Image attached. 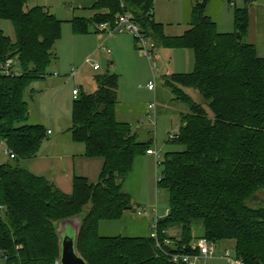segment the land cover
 Returning <instances> with one entry per match:
<instances>
[{
    "label": "trees",
    "instance_id": "1",
    "mask_svg": "<svg viewBox=\"0 0 264 264\" xmlns=\"http://www.w3.org/2000/svg\"><path fill=\"white\" fill-rule=\"evenodd\" d=\"M27 2L0 0V19L11 21L15 34L11 40L0 31V142L14 155L12 162L0 163V264H57L56 223L78 216L76 249L87 264H174L156 253L150 234L98 233L101 221L118 220L131 208L123 181L153 144L151 137L138 139L128 122L116 119V74L95 76V91H80L71 108V140L84 144L86 156L104 159L96 183L74 177L72 193L65 194L23 166L46 138L43 125L27 123L24 97L35 82L54 75L48 69L62 26L41 6L24 10ZM207 3L194 2L190 28L179 36L163 34L152 13L153 0H97L90 18L73 17L70 24L74 34H83L89 23L112 25L117 15L128 12L154 47L194 50L191 72L164 78L189 112L180 116L173 140L182 149L164 153L160 162L157 187L167 191L169 207L157 230L161 239L170 237L179 247L194 237L232 240L244 264H264V206L246 205L264 189V58L243 39L247 7L235 8L233 32L219 33L205 14ZM8 59L16 73L1 72ZM184 89L197 91L202 102ZM173 229H179V238L169 235Z\"/></svg>",
    "mask_w": 264,
    "mask_h": 264
},
{
    "label": "rangeland",
    "instance_id": "2",
    "mask_svg": "<svg viewBox=\"0 0 264 264\" xmlns=\"http://www.w3.org/2000/svg\"><path fill=\"white\" fill-rule=\"evenodd\" d=\"M195 1H153L154 19L163 25L165 36L184 34L189 28V8ZM42 2V0H29L24 10L30 9L35 3L41 5ZM57 17L62 19L61 35L54 45L53 52L56 58L48 72L56 71L63 79L49 77L33 84L36 90L42 89V92L34 94L36 96L33 101L29 93L24 97L29 113L27 123H37L42 120L46 125V121L50 119L69 118L74 101L71 95L74 85L81 86L82 91L87 94L93 93L96 89L93 81L95 76L106 73L116 74L118 76L116 119L128 122L138 139L146 140L148 137H154L156 142L154 146L158 151L164 147L166 150L158 153V160H155V157L152 159L144 157L143 166L139 163L140 158L135 160L131 172L122 184V189L132 197L131 208L127 209L118 220L101 221L98 233L101 236H148L151 232L147 224L148 217L146 214L137 215L136 210L144 206L148 213L156 206L158 217H165L169 207L168 193L165 189L157 187L156 177L162 176L163 166L160 162L164 159V153L182 149L173 141L175 138L170 139V136L178 132L180 116L189 112L188 106L175 99L169 87L163 84L164 78L165 75L173 73L191 72L194 68V50L191 47H160L155 51L153 42H149L146 51H152V55L148 58L144 49L136 44L133 35L129 32H117L109 37L106 33L97 31L94 24L89 23L86 33L74 34L71 24L65 20L69 18ZM0 31L11 40L15 39L11 21L0 19ZM119 44L121 47H118ZM107 52L110 54L107 55ZM88 58L90 61L86 62ZM92 63L97 64L99 69L93 70ZM72 69L79 71L74 79H69L68 74ZM154 78H156V88L151 91L147 88V83ZM60 80H65V83H61ZM58 81H60L59 85L50 86ZM187 92L194 101L202 102L197 91L189 89ZM151 103L155 104V114L148 108ZM139 125L141 127L138 129ZM6 162L12 160L0 149V163ZM246 205L253 208L264 206V189L256 192L246 201ZM80 217L56 223L58 235L61 238L65 235L76 238ZM199 232L198 227L193 230L195 236ZM169 235L179 238V229L170 230ZM225 248L231 250V256L234 255V241H221L216 243L214 255L207 260V264H228L222 258Z\"/></svg>",
    "mask_w": 264,
    "mask_h": 264
},
{
    "label": "crops",
    "instance_id": "3",
    "mask_svg": "<svg viewBox=\"0 0 264 264\" xmlns=\"http://www.w3.org/2000/svg\"><path fill=\"white\" fill-rule=\"evenodd\" d=\"M42 1L43 2L41 5L40 3H35L33 4L32 7L41 6L46 11L55 15L56 17L65 16L63 18H69V19H65L69 23L73 17L90 18L95 12L92 9V7L97 2V0H42ZM233 1H234V5H231L227 0H208L205 14L209 16L212 19V21L215 23L216 29L219 33H231L234 31V11L231 10L230 8L242 9L244 7H247L248 27L246 33L243 36V39L248 43L253 44L256 48V52L258 56L264 58V0H233ZM193 4L194 3H192L189 8V20H190V11ZM188 25H189V21H188ZM99 32H103V31H99ZM114 34L115 33L111 35L108 34L106 35L110 37ZM118 47H121V44H119ZM158 49L159 48L153 46V50L156 51ZM109 54L110 53H107V55ZM60 76L61 75L58 74L57 77L52 75L49 77H54L55 79L58 78L63 79L60 78ZM74 77L73 78L68 77V78L74 79ZM60 81L61 83H65V80H60ZM60 81L50 86L55 87L56 85L60 84ZM155 82H156V78H155ZM74 88H78L79 92L82 91L81 86L74 85L72 90ZM155 88H156V83H155ZM72 90H71V95H72ZM184 90L187 92V90L189 89H184ZM29 91H30L29 95L32 97L31 100L33 101L34 97L38 93L42 92V89L36 90V88L32 85ZM72 99H74L73 95H72ZM156 99H157V95H156ZM58 118H60V116H58ZM43 122L44 121L39 120L37 121V123H32V124H41L46 128V138L41 143V146L37 154L34 157L24 161L23 166L26 167L34 175L47 177L62 193L65 194L72 193L74 177H83L89 183H96L99 180V176L104 164V159L102 157L86 156L84 144L76 143L71 140L69 133V129L71 127V116L69 118H63V119L60 118L58 120H52V119L47 120L46 125ZM139 127L141 126L139 125L138 129ZM152 139H153V145L151 146V148L155 149L157 153L166 150L164 147V149L158 151L156 146H154L156 144L154 137ZM144 157H150L151 159L152 157L154 158L152 154H147V153L141 156L139 160L141 166H143ZM146 216L148 217L147 224H149L150 226L152 221V211L149 210Z\"/></svg>",
    "mask_w": 264,
    "mask_h": 264
},
{
    "label": "built area",
    "instance_id": "4",
    "mask_svg": "<svg viewBox=\"0 0 264 264\" xmlns=\"http://www.w3.org/2000/svg\"><path fill=\"white\" fill-rule=\"evenodd\" d=\"M121 7H123V3L120 2ZM231 5H234V1L231 0L229 2ZM96 28L99 31H103L108 35H111L113 33L117 32H129L133 35L134 40L136 41V44L143 48L147 57L150 58L152 55V51H146L147 50V44L150 42V40L145 36L143 31L141 30L140 26L135 22L133 17L130 13L124 12L119 15H117L114 23L111 25L108 22H103L96 24ZM109 53V52H107ZM90 58L86 59V62H89ZM11 67V60L8 59L4 63L3 67L1 68V72L6 74H12L16 73L10 70ZM92 68L94 70H97L99 66L95 63H92ZM78 70L72 69L68 77L73 78ZM53 76H58V74L55 72ZM147 88L151 91H154L155 89V78L153 81H149L147 83ZM78 88H74L72 90L73 98L75 99L78 95ZM148 108L154 111V114L156 113V107L155 104L151 103L148 105ZM177 136H170V139L176 138ZM0 149L3 150L4 155H6L8 158H13V153L5 146L3 142H0ZM147 154H152L155 157V160H158V153L155 149L150 148L146 151ZM161 180L160 176L156 177V182H159ZM152 211V221L150 224L151 232L150 236L154 240L155 245V251L158 255L169 257L170 260L174 264H207V260L213 257L215 252V245L216 243L207 240L206 238H197L192 240L188 246L181 245L179 247V243L177 241H174L170 237L162 238L160 237L158 230H157V222H158V215H157V209L156 206L150 209ZM168 212V209L166 210V214ZM137 215L147 214L146 213V207H141L136 210ZM223 259L227 261L228 264H244V261L238 257L235 253L231 256V250L228 248L224 249V255L222 256Z\"/></svg>",
    "mask_w": 264,
    "mask_h": 264
},
{
    "label": "water",
    "instance_id": "5",
    "mask_svg": "<svg viewBox=\"0 0 264 264\" xmlns=\"http://www.w3.org/2000/svg\"><path fill=\"white\" fill-rule=\"evenodd\" d=\"M236 36L237 38H241V35L239 33H236ZM80 218H78V228H79ZM70 219H74V218H70ZM70 219H66V220H70ZM59 222H57V224ZM57 224H56V232H57ZM58 237H59V246H60V257L57 264H87L86 261L81 257V255L77 252L76 249L77 236L76 238H73V237H69L68 235H65L64 237L61 238L58 235Z\"/></svg>",
    "mask_w": 264,
    "mask_h": 264
}]
</instances>
